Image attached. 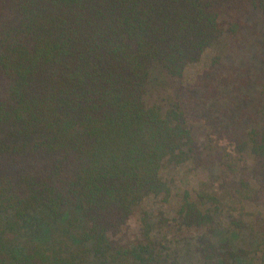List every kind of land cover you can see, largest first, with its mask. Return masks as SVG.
Segmentation results:
<instances>
[{
    "label": "trees",
    "instance_id": "1",
    "mask_svg": "<svg viewBox=\"0 0 264 264\" xmlns=\"http://www.w3.org/2000/svg\"><path fill=\"white\" fill-rule=\"evenodd\" d=\"M263 34L264 0H0V264H264Z\"/></svg>",
    "mask_w": 264,
    "mask_h": 264
},
{
    "label": "rangeland",
    "instance_id": "2",
    "mask_svg": "<svg viewBox=\"0 0 264 264\" xmlns=\"http://www.w3.org/2000/svg\"><path fill=\"white\" fill-rule=\"evenodd\" d=\"M261 43H264V34L261 36ZM214 54V48L210 47L206 49L201 57L193 62H190L184 72V82L191 83L194 82L197 75L203 71V69L210 63L212 56ZM173 176L176 179V187L175 192L179 193V187H197L199 185V181L201 179L200 175L191 169L190 166H184L174 170ZM173 203L175 200H172ZM148 203H144L142 207L137 211L134 217L131 220V223L134 226H139L140 223L146 219L147 216V206Z\"/></svg>",
    "mask_w": 264,
    "mask_h": 264
}]
</instances>
